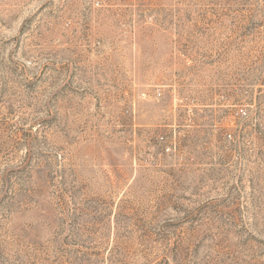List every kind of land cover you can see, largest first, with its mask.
<instances>
[{
	"label": "rangeland",
	"instance_id": "rangeland-1",
	"mask_svg": "<svg viewBox=\"0 0 264 264\" xmlns=\"http://www.w3.org/2000/svg\"><path fill=\"white\" fill-rule=\"evenodd\" d=\"M0 264H264V0H0Z\"/></svg>",
	"mask_w": 264,
	"mask_h": 264
}]
</instances>
